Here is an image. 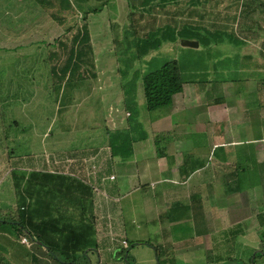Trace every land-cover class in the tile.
I'll list each match as a JSON object with an SVG mask.
<instances>
[{
  "label": "rangeland",
  "instance_id": "rangeland-1",
  "mask_svg": "<svg viewBox=\"0 0 264 264\" xmlns=\"http://www.w3.org/2000/svg\"><path fill=\"white\" fill-rule=\"evenodd\" d=\"M31 1L40 4L37 0ZM190 1L179 0L177 3L170 1L165 6L156 5L153 7L151 16L147 14V18L156 17L155 23L152 22L153 19L149 20V23L151 25L174 23L181 26L182 22L187 19L195 24H199L202 20V23L205 24L204 26H208V29L224 28L229 33L235 32L240 38L245 35L247 38H242L241 43H232L228 46H232L234 51L248 52L250 50L249 53L253 54L252 56L255 57L256 61L258 60V63L264 64V0H199L197 3ZM85 4V9L96 8L100 10L90 12L86 15L87 17H84V9L77 7L78 3L74 1L76 13L63 17L62 22L54 16V12L57 13L58 8L53 7L48 10L42 4H40L42 7H38L40 12L45 14L48 10L50 12L49 16L41 15L40 12V16H35L36 10L30 12L29 18H27V13L20 16L24 19H15L13 12L5 17L8 18L9 26L4 31L13 32L19 28V22L32 19L31 24L25 26L24 30L33 31L31 39L35 41V44L18 49L19 51H16V54L6 53L5 48L0 50V218H9L12 213H16L17 206L22 205L23 191L25 197L27 195L26 189L29 187L27 181L32 172L71 175L72 167L84 164V169L83 166L78 170L76 169L75 172L79 174L74 176L80 179L85 178L86 181H83L88 183L87 185L92 189L90 197L88 193L85 194L86 196L78 193V195L83 196L82 201L78 199L79 196L76 194L72 195L68 192L61 194L58 188H55L56 185L58 186L59 181L55 180L53 184L55 187L50 186V193H54V195L41 191L39 195H36L37 203L34 202L31 207H28L27 213L30 214L28 221L33 224L31 229L34 230H38L35 228L36 225L41 227L48 223L49 225H46L47 232L43 234L44 237L49 234L52 228L50 218L61 219L62 223L72 221L78 224H92L96 232L94 238L99 242L97 232L98 229L102 231L104 225L102 223L101 206L98 211L95 206L94 191H100L98 185H95L96 179L100 178L99 173L102 170L101 165H99L101 160H98V157L105 151L102 153L100 151L98 155L94 156V154L83 153V150L78 152H74V150L83 147L92 148L96 143L98 145L107 143V136H109L107 134L110 131L108 130L106 134L107 119L103 117L104 110L107 109V101L106 104L103 103L104 105H102L100 94L93 96L87 94L88 87L92 86V82L89 80H95V85L98 87L103 86L107 80L115 82L120 75L123 76L121 71L124 66L122 60L132 57L136 51V46L134 35L129 31L131 7L128 0H87ZM1 7L3 8V6ZM145 19L139 23H146ZM50 20L55 21L56 24L49 27L47 21ZM213 22H217V24ZM86 24L89 28V34H92L91 39L93 38L97 46L98 61L96 62L100 64L102 76L97 73L98 71H93L90 67L83 65L82 68L85 70L80 72L81 75L85 76V78H82L83 80L80 78L76 80L74 75L71 79H65L60 83L59 74H56L58 70L55 72L54 69L61 51L65 53L62 50L64 48L62 45L73 43L77 31L84 29ZM244 25L247 33L242 34L240 28ZM70 26H73V28L68 32L67 28ZM124 33H127L128 40L123 38ZM119 34L122 40L128 41L125 58L122 57L121 59H119L120 56L109 54V51L116 47L114 39ZM59 35H62V37L58 38L54 44L49 43L54 41L55 36L58 37ZM41 38L48 40L40 41ZM4 43V41L0 42V45ZM3 47H6V45H3ZM13 47L15 46L11 47L12 50H14ZM67 52L71 56L70 48L67 49ZM212 52L213 50L203 46V43L197 49L167 42L160 50L152 52L146 58L150 60L154 57V67L169 60H178L180 67L183 69L185 80L196 84L209 75L206 67L208 68ZM64 55L66 58L63 57V59L66 60L68 55ZM93 58L95 59V56ZM67 61L63 63V69L69 68ZM93 61L91 62L94 64ZM136 69L142 71L144 65L138 62L131 71L133 72ZM262 70L264 71V69ZM132 72L130 73L132 74ZM92 73H95L96 76L93 77ZM130 73L129 75H131ZM84 80L89 81V85L80 84ZM138 82L143 85L142 78H139ZM76 84L82 86L77 92L73 88ZM263 85L264 83L260 86L262 100H264ZM209 90L212 92L210 88ZM250 90L253 91L254 89ZM202 96L199 99L201 104L197 103L199 109L177 102L175 106H170L162 112L154 111L152 115L146 114L150 111L147 110L144 96L145 102H141V109L147 129L152 133L148 141L145 142L144 148L140 150L144 159L151 160V157L156 158L157 153L160 154L159 151L169 149L168 146H157L158 136L156 130L162 131L175 127L180 132L179 127L193 128L201 122L200 127H205L207 130L211 128L215 131L214 128L219 125L215 121L216 115L211 114L209 116L207 112V115L203 114L201 119L196 117L197 114L200 115V112L208 110L204 106L208 103L209 96L205 94ZM231 105L228 104L229 108ZM184 108L186 111L182 110ZM228 112H230V109ZM230 120L229 117L227 120H222L224 124L221 122L223 125L220 130L223 131L226 142H230V137L225 132L226 122ZM261 121H264V119L260 118ZM262 124L264 125V122ZM230 126H228L229 129ZM179 138L182 141L177 142V147L182 149L186 147L187 143L183 137ZM162 139L161 136L160 140ZM118 157L122 158L120 155ZM239 157L240 162H245L250 158L251 166L246 169L243 175L244 178L241 180L244 182V187L254 183L253 193L256 192L257 196L258 189H261L264 185V175H262V168L257 162V154L254 155L253 151L252 155L244 153ZM258 160L261 161V159ZM60 169L64 170L65 173ZM143 183H145V180ZM17 184L20 186L18 187ZM34 190L39 192L40 188H34ZM73 190L74 187L69 191L72 193ZM150 192L151 190L148 191V194ZM194 192L196 193V191ZM144 197L151 206L156 202L154 214H148V223L138 222L133 224L128 222L125 231L122 233L125 240L130 244L129 258L131 264H253L252 261L256 251L264 250V239L259 243L258 249L251 248L250 243L249 246H246L247 242L245 241L243 243L235 240L230 244L224 243L223 246L214 251V248L210 252L195 248L189 254L180 255L173 250L168 233L179 230L178 227L181 226L183 234L193 238L197 228H199L198 221L195 222L193 217H187L184 221H181L180 225L176 222L174 223L175 226L172 224V228L166 227L168 222L165 221L167 217H169V220L171 215L167 214L165 217H160L157 212L164 209L167 202L164 203L161 198L153 201L152 198L151 200L143 194ZM29 201L27 199V202ZM97 203L99 204V202ZM117 205L116 202L114 206ZM190 215L192 214L190 213ZM260 221L264 231L263 216H261ZM12 226L11 224L0 223V257L12 264H34L33 260L39 258L35 255L37 249L35 246H31L32 242L27 237L28 243H25L27 242L24 240L25 236H21L20 232ZM39 231L43 230L39 229ZM109 235L110 244L99 248L98 243V248L93 247L94 250L90 249L88 263L86 264H125L122 255L118 256L117 251H113V248L116 245L126 247L127 242L117 230L112 229ZM55 239L57 241L53 246L60 250L62 254L66 252H70L72 255L77 253L75 247L73 248L71 244V247H69L67 238L56 235ZM93 242L94 239H92V244ZM188 242H193V239ZM256 264H264V254L257 257Z\"/></svg>",
  "mask_w": 264,
  "mask_h": 264
},
{
  "label": "crops",
  "instance_id": "crops-1",
  "mask_svg": "<svg viewBox=\"0 0 264 264\" xmlns=\"http://www.w3.org/2000/svg\"><path fill=\"white\" fill-rule=\"evenodd\" d=\"M83 1L82 5L86 6L87 3L85 4V2L87 0ZM172 1L176 2L175 0ZM71 2L74 5V0H71ZM59 3L60 0H55L54 6L60 5ZM38 7L42 6L32 3L31 0H0V42L4 41L3 45H6V47H3L1 44L0 50L5 48L6 53L16 54L19 51L18 49L35 44V41L31 39L33 31L24 30L25 26L31 24L32 19L19 22V28L13 32L4 31L9 26L8 18L5 17L10 12L14 13L15 19H24L20 16L27 13V18H29L30 12L36 10L35 16L44 14L40 12ZM47 11L44 15L49 16L50 12ZM49 18L53 19L52 17ZM47 22L49 27L56 24L53 20ZM186 22L193 23L187 19L181 25ZM213 23L217 24V22ZM199 25L208 27L204 26L202 20ZM220 30L226 31L224 28H220ZM61 37L62 35L55 36L54 41L49 43L54 44ZM39 40L46 41L48 39L41 38ZM171 43L180 45V42ZM10 45L15 46L13 47L14 50ZM72 45L74 44L71 43L70 47ZM91 46V55L92 58L95 56V59H92L94 65L92 63L88 67L93 71H98L97 73L102 76L100 64L96 62L98 61V54L93 38L91 39ZM212 46V58L208 68L206 67L209 75L196 84L186 82L184 90L174 96L172 105L154 111L162 112L170 106H175L177 102L196 108L198 102L201 104L199 99L205 94L209 96V101L204 106L208 110L198 112L200 115L197 114L196 117L201 119L203 114L207 112L209 116L211 114L216 115L215 121L219 123L217 127L219 129L215 127V131L211 128L207 130L205 127H200V124H202L200 122L198 126L193 128L179 127L180 132L175 127L162 131L156 130L158 136L157 146H168L169 149L159 151L160 154L157 153L156 158L144 159L140 150L144 148L145 142L148 141L152 133L147 129L141 109V102L144 101L145 96L144 87L141 82H137L136 91L132 93L137 100L139 109L136 122H140L143 129H145L147 138L135 141L132 154L126 158L113 156L109 136H107L108 141L104 145L96 143L92 148L83 147L74 150V152L83 150V153L94 154V156L98 155L100 151L101 153L105 151L98 157V160H101L99 165H101L102 170L99 173L100 178L96 179L95 185H98L100 191H94L95 206L97 211L101 206L102 223L104 225L102 231L98 229L97 232L99 248L110 244L109 233L112 229L117 230L124 238L122 233L125 231L128 222L133 224L138 222L148 223V214H154L156 202L151 206L148 200H145V197L143 198V194L150 199L152 198L153 201L161 198L164 203L167 202L164 209L157 212L160 217H165L167 214L171 215L170 219L168 220L169 217H167L165 221L168 222L166 227L172 228V224L176 222L180 225L181 221H184L187 217H193L195 222L198 221L199 228H197L193 238L185 236L181 231V226L178 227L179 230L168 233L173 250L180 255L189 254L195 248L197 250L203 249L204 252H210L214 248V251L223 246L224 243L230 244L235 240L243 243L245 241L247 242L246 246H249L250 243L251 248L258 249L259 243L264 239L263 225L260 221L261 216L264 217V185L261 189H258L257 196L256 192L253 193L254 183L244 187V182L241 179L244 178L243 175L246 169L250 168L251 163L250 158L245 162H240L239 159L240 155H244V153L252 155L254 151V155L257 154V158L261 159L260 161L255 158L262 168V175H264V125L262 124L264 121L260 122V118L264 119V100H262L260 92V86L264 83V71L262 70L264 64L258 63V60L256 61L255 57L252 56L253 54L249 53L250 50L248 52L234 51L232 46L225 43ZM225 46L227 47L225 48ZM109 54L118 56L115 47L109 51ZM74 55H77V52ZM227 57L230 58L228 63L218 64L220 60L227 59ZM59 62H62V57H60ZM74 62L78 64V55L72 60V66ZM83 65L87 66L86 63H82ZM81 70L85 69L81 68ZM77 71L71 67V76L75 73L76 80L79 79V74H76ZM94 74L92 73L93 77L96 76ZM127 78L120 75L115 82L107 80L101 87L95 85V80H89L92 82V86L88 87L87 94L89 96L100 94L102 105L106 104L107 101V109L104 110L103 115L107 119L106 134L108 130L114 132L131 128L130 119L134 113L125 107L126 98L131 95L126 88L128 86ZM89 81L84 80L80 84L89 85ZM73 88L77 92L82 86L76 84ZM252 88L253 91L250 90ZM228 104H232L230 108ZM229 109L230 112H228ZM182 110L186 111L185 108ZM154 111L146 114L152 115ZM229 117L231 120L226 122L225 132L230 137V142H226L220 128L222 129L224 124L222 120H227ZM229 125H231L230 129L228 128ZM136 133L133 131L134 136ZM161 136L162 140H160ZM179 137H183L187 143L186 147L182 149L177 147V142L182 141ZM82 166L84 169V164L72 167V175L79 174L75 170L82 168ZM112 175L115 176L114 179L110 178ZM82 180L86 181L85 178H82ZM144 180L145 183H143ZM150 190L151 192L148 194ZM116 202L118 205L114 206ZM191 239H193V242L189 243L188 241ZM125 242L127 241L125 240ZM118 248H121V245H116L113 251Z\"/></svg>",
  "mask_w": 264,
  "mask_h": 264
},
{
  "label": "trees",
  "instance_id": "trees-1",
  "mask_svg": "<svg viewBox=\"0 0 264 264\" xmlns=\"http://www.w3.org/2000/svg\"><path fill=\"white\" fill-rule=\"evenodd\" d=\"M40 4L43 5L45 9L51 10V7L54 6L55 0H37ZM78 3L77 7L84 9V17L93 11H98L100 9L96 8H87L85 9L82 5L83 0H74ZM172 0H128L131 7V15H130V28L129 31L134 35V42L136 46V51L132 57L125 58L124 55L128 50V35L127 33L123 34V38L127 40H122L120 34L115 36L114 42L116 44V51L118 52L119 59L124 57L122 60L123 68H121L123 77H128L126 80L128 81V89L129 94L125 100V107L129 111L133 112L134 115L131 117V128L128 129H120L114 132H110L109 134V144L112 149L113 156H122L123 158L129 157L133 152V144L135 141L143 140L147 138V132L143 129L140 122H136L137 114L139 113L137 100L135 96L132 94L136 91V83L139 78L143 80L144 93L146 98V106L147 110L152 112L157 109H161L169 106L174 99V96L177 93H180L184 90V84L187 82L184 78L183 69L180 67V63L178 60L173 59L166 61L164 64L158 65L154 67V57L148 60L146 57L149 56L152 52L158 51L161 47L167 42H180L182 44L183 39H194L197 40L203 46L207 48L213 47L212 45H218L220 43L225 44H238L243 41V39L247 36L243 35L240 38L235 32L229 33L226 31H221L220 29H215V31H211L208 27H201V25H197L195 23L186 22L183 25L178 26V24L174 23H166L163 25H151L149 20L153 19L152 22L155 23L156 17L152 16L147 18V14L151 16L153 7L156 5L165 6L167 2ZM176 3L179 0H175ZM199 0H191L190 2L197 3ZM60 5H57L58 8L57 13L54 12V16L59 21L62 22V18L66 17L68 14H75L76 7L73 5L71 0H60ZM80 9V10H81ZM87 17V16H86ZM145 19L146 23L140 24V21ZM73 26L67 28V31H71ZM147 29V30H146ZM245 25L240 28L242 34L247 33L245 31ZM249 30V29H248ZM89 28H87V24L84 29H79L73 38V44L70 47L69 45H62L63 51L59 55V59L55 65L54 71L59 74V82H63L65 79L69 80L74 76H71V67L76 73L79 74V78H85V76L81 75L82 63H86L87 66L92 65V46H91V38L89 34ZM248 35V34H247ZM194 36V37H192ZM212 46V47H211ZM76 47V48H75ZM71 49V56H69L67 49ZM77 49V50H75ZM77 52L78 55V64L73 63L72 60L77 57L74 55ZM63 54V55H62ZM64 54H67L68 58H66ZM60 57H62V62H59ZM70 58V59H69ZM69 59V61H67ZM91 60V61H89ZM230 60L229 57L227 59H222L218 62V64H226ZM69 64L68 69H63L64 62ZM141 63L144 65V69L142 71H138V69L133 70L136 63ZM94 65V64H93ZM132 72V74L130 73ZM129 73L131 75H129ZM96 75V74H94ZM76 79V78H75ZM126 89V90H127ZM132 97V98H131ZM139 129V130H138ZM133 131L137 132L136 135H133ZM15 175V174H14ZM57 180L58 186L53 185L54 181ZM29 187L26 189L27 195L24 197V191L22 195V205L17 206L16 213H12L9 218H0V223L11 224L12 227L18 230L21 236L27 237L33 243L31 246H35L37 249L35 252L38 259H34V264H86L88 263L89 258V250H94L95 247L98 248V241L94 238L96 234L95 229L92 224H78L72 221L62 223L61 219L58 218H50L52 228L49 231V234L46 237L43 236L47 232L46 225L39 227L36 225L35 228L38 230L31 229L33 224L28 221L30 214L27 213L28 207L32 206V203H37V196L41 193V191H45L46 193H50L51 187H55L60 191L61 194L64 192H68L70 194L78 193L86 196L88 193L89 197L91 194V187L87 185L88 183L84 182L82 179L74 176V175H64V174H56L49 172H40L34 171L32 172L29 180L27 181ZM19 187L20 185L17 184ZM71 193L69 190L73 189ZM34 188H40L39 192H35ZM54 195V193H50ZM78 195V199L83 201V196ZM27 199L30 201L27 202ZM32 222V221H31ZM43 230V231H39ZM56 235H60L64 238H67L69 247L70 244L72 247H75L76 254L65 253L62 254L60 250L53 246L56 243ZM48 236V237H47ZM92 239L94 242L92 244ZM94 247V248H93ZM130 244H127L126 247H121L117 249V255H122V259L125 260V264H131L130 260V252H129ZM44 250V251H43ZM82 253H81V252ZM264 254V250H257L255 257L253 258V264H256L257 257H261ZM85 262V263H84ZM0 264H12L9 261H6L3 257H0Z\"/></svg>",
  "mask_w": 264,
  "mask_h": 264
},
{
  "label": "water",
  "instance_id": "water-1",
  "mask_svg": "<svg viewBox=\"0 0 264 264\" xmlns=\"http://www.w3.org/2000/svg\"><path fill=\"white\" fill-rule=\"evenodd\" d=\"M181 43L186 47L198 48L200 46V43L197 40L192 39H183Z\"/></svg>",
  "mask_w": 264,
  "mask_h": 264
},
{
  "label": "built area",
  "instance_id": "built-area-1",
  "mask_svg": "<svg viewBox=\"0 0 264 264\" xmlns=\"http://www.w3.org/2000/svg\"><path fill=\"white\" fill-rule=\"evenodd\" d=\"M111 178H112V179H114V178H115V176H114V175H112V176H111ZM24 240H25V241H27L26 237L24 238ZM25 241H24V242H25ZM25 243H28V241H27V242H25ZM31 245H32V243H31Z\"/></svg>",
  "mask_w": 264,
  "mask_h": 264
}]
</instances>
